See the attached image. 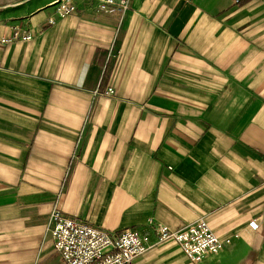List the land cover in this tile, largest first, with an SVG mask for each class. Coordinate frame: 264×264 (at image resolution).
<instances>
[{"label":"crops","instance_id":"0c3cea01","mask_svg":"<svg viewBox=\"0 0 264 264\" xmlns=\"http://www.w3.org/2000/svg\"><path fill=\"white\" fill-rule=\"evenodd\" d=\"M54 3L0 0L33 35L0 44V264H65L54 205L114 236L202 218L229 242L198 264H264V0Z\"/></svg>","mask_w":264,"mask_h":264},{"label":"built area","instance_id":"2783aa9c","mask_svg":"<svg viewBox=\"0 0 264 264\" xmlns=\"http://www.w3.org/2000/svg\"><path fill=\"white\" fill-rule=\"evenodd\" d=\"M127 2V0H100L99 6L106 10L108 7H126ZM72 7L73 6H71V8ZM68 8L69 7L65 10L66 12L69 11ZM53 212L51 219L54 224V243L55 247L61 251L66 264H121L123 258H128L131 255L137 254L143 249L141 243L145 244V241H142L137 232L131 230L122 233L119 241L113 243L103 231L91 227L84 222L76 223L68 220L57 210ZM249 225L252 229H257L258 227L255 221H251ZM199 226V228H202L203 231L206 232L204 225ZM155 228L160 235V240H167L173 237L162 225L157 224ZM203 231L198 235L200 236L199 239L201 243H206L207 248L214 246L215 240L213 242L207 241L205 232ZM179 236L187 242L191 240L184 235ZM210 240H212V238ZM76 243H78L79 246L76 245ZM197 244L198 248H201L198 241ZM113 249L118 250V252L112 251ZM184 249L185 251H188V249L190 250L189 245H186Z\"/></svg>","mask_w":264,"mask_h":264},{"label":"rangeland","instance_id":"374dc122","mask_svg":"<svg viewBox=\"0 0 264 264\" xmlns=\"http://www.w3.org/2000/svg\"><path fill=\"white\" fill-rule=\"evenodd\" d=\"M95 1H96V4H97V8L100 11L105 12V13L116 12V13H119V14H123L128 9L129 4H130V0H127L128 2L126 4V7H116V8L108 7L105 10V8L99 6L100 5V0H95ZM116 1H118V0H116ZM54 5H55V12L60 18L71 16L74 13L75 8H76L74 0H55ZM71 6H73V7L71 8ZM67 7H69L68 8L69 9L68 12L65 11L67 9ZM11 30L13 31L12 33L0 34V44L6 45V44H11V43H13L15 41L22 42V41L30 40L33 37L31 32L23 30L21 26L12 27ZM107 90L109 91L110 89L108 88ZM54 210H57L58 212H60V214L64 218H67L68 220H71V221L76 222V223L84 222L85 224H87V225H89L91 227H95L96 229H99V230L103 231L106 235H108V237L110 238V240L113 243L118 242L119 239H120L121 234L124 233L125 231H127V230L136 231L137 234L141 237L142 241L143 242L145 241V244L141 243V246H142L143 249L140 252H138L137 254H135V255H131L128 258H123L121 260V264H133L134 261L137 259V257H139L142 254H144L150 248H152V247H154L156 245H159V244H163V243H170L173 246H176L177 248H179L181 250L183 255L191 263L198 264V263L203 262L209 256H211L213 254H216L223 247V243L224 242H226V243L229 242L228 239L224 240V239L219 238L213 232V230L210 228V226L208 225L207 221L205 219H202V218H198V219L194 220L193 222H190L189 224H187L185 227H183L180 230H171L168 226H166V225H164L162 223H159V222H153L154 220L150 219L148 224H149V227H150L149 229L151 231L152 238H151V234L149 232H141L140 230H137V229H134V228L124 229V230L120 231L118 235L114 236L110 231H108V230H106L104 228H100L98 226H95V225L91 224L90 222H88L86 220L73 219V218L65 217L61 213V210L58 208V206L54 205L52 207L50 213H49V216H48L47 230L51 234V237H52V240H53V248H54V250H56L61 256H62L61 251L58 250L55 247V243H54V236H53L54 224H53V221L51 219L52 215L54 213L53 212ZM252 221L256 222V220H252ZM249 223H248V225H249ZM157 224H160L164 228H166L165 230H167L169 233H171L173 235V237H171V239H167V240H160V235L158 234V232H157V230L155 228L157 226ZM199 225H204L205 228H206V232L203 231L202 228H199L200 227ZM249 227H250V225H249ZM258 228L259 227H257V229ZM257 229H253V230H257ZM201 231L205 232V238H206L207 241H212L213 242L215 240V245L214 246H210V248H207V244L206 243L205 244H204V242L201 243V240L199 239L200 236H198L199 234H201ZM179 235H184L186 237H189L191 240H189L187 242L185 239H181L180 238L181 236H179ZM211 238H212V240H210ZM197 241L199 242V244L201 243L200 244L201 248H198ZM76 245H78V243H76ZM186 245L187 246L189 245L190 250L188 249V251H185L184 248H186ZM112 251H114L116 253L118 252V250H116V249H113ZM62 258H63V256H62ZM63 260H64V258H63ZM64 262H65V260H64ZM65 264H66V262H65Z\"/></svg>","mask_w":264,"mask_h":264}]
</instances>
